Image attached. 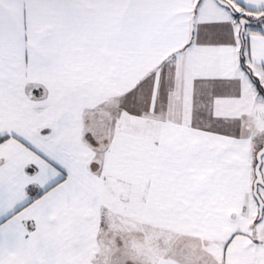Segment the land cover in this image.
<instances>
[{
    "label": "snow or ice",
    "instance_id": "1",
    "mask_svg": "<svg viewBox=\"0 0 264 264\" xmlns=\"http://www.w3.org/2000/svg\"><path fill=\"white\" fill-rule=\"evenodd\" d=\"M0 264H264V0H0Z\"/></svg>",
    "mask_w": 264,
    "mask_h": 264
}]
</instances>
